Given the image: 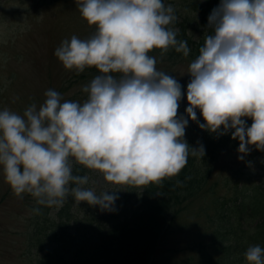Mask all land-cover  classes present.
<instances>
[{
	"label": "clouds",
	"instance_id": "9594fccd",
	"mask_svg": "<svg viewBox=\"0 0 264 264\" xmlns=\"http://www.w3.org/2000/svg\"><path fill=\"white\" fill-rule=\"evenodd\" d=\"M75 4L95 32L64 39L54 55L68 71L94 67L99 74L82 86L83 102L48 89L43 103L22 114L0 110V169L15 196L28 194L56 209L71 197L115 211L120 190L97 194L86 187L89 175L74 174L75 166L99 173L107 185H161L180 173L189 155L205 156L202 144L193 148L185 140L189 119L210 133L231 131L241 161L253 147L264 152V0H220L212 9L211 32L188 69L187 118L178 115L181 84L149 54L158 49L163 57L174 49L188 57L187 41L170 27L174 7L163 0ZM244 257L247 264H264V248L250 245Z\"/></svg>",
	"mask_w": 264,
	"mask_h": 264
},
{
	"label": "trees",
	"instance_id": "16d2710c",
	"mask_svg": "<svg viewBox=\"0 0 264 264\" xmlns=\"http://www.w3.org/2000/svg\"><path fill=\"white\" fill-rule=\"evenodd\" d=\"M173 1L163 0L177 16L170 27L179 29L177 39L187 41L190 53L184 57L169 49L161 57L160 50L154 49L149 54L156 57L158 68L159 64L164 69L179 62L190 64L198 56L211 32L206 27L208 16L220 3ZM98 74L94 67L79 74L74 71L61 90L90 82ZM188 124L185 140L193 148L204 146L203 159L189 155L180 173L165 178L161 185L120 186L115 211L76 204L71 197L59 209L29 204L26 231H12L22 236L25 264H247L244 253L250 245L264 248V181H255L244 171L245 176L241 175L240 169L220 172V157L225 152L234 154L239 147L231 131L218 135L202 130L191 119ZM253 157L249 154L247 159ZM86 173L82 166H75L74 174ZM184 216L188 218L182 222L185 225L177 224ZM182 229L188 235L176 243L172 237Z\"/></svg>",
	"mask_w": 264,
	"mask_h": 264
},
{
	"label": "rangeland",
	"instance_id": "374dc122",
	"mask_svg": "<svg viewBox=\"0 0 264 264\" xmlns=\"http://www.w3.org/2000/svg\"><path fill=\"white\" fill-rule=\"evenodd\" d=\"M178 1L181 0H174L173 3ZM198 1L213 3L220 0ZM94 32L95 27L89 26L81 17L75 0H0V110L8 108L22 114L30 104L39 106L43 103L44 93L48 89L56 90L65 100L83 102L86 93L82 91V86L89 82L61 90L68 85L74 70H66L54 51L64 39L70 40L73 35L86 39ZM189 65L179 62L165 69L162 64H159L160 68L156 65L158 70L173 76L181 84L184 95L178 115L184 116L188 107L187 84L191 79ZM197 115H200L198 119L204 121L199 110ZM250 154L254 156L252 160L247 159L248 154L241 161L238 152L232 155L225 152L220 157V172L226 174L228 169H240L237 171L239 174L245 176L244 171L251 174L255 181H264V152L253 147ZM86 170L90 176L87 186L95 188L97 193L105 188L116 190L120 187L107 185L99 173ZM222 192L227 196L229 194L228 191ZM31 203L36 201L30 195L24 194L23 198H19L13 194L0 169V264H25L21 255L25 250L22 236L12 231H26ZM187 221L188 218L184 216L177 220V224L185 225L182 222ZM187 235V231L182 229L172 238L176 243H181ZM26 261L29 258L26 257Z\"/></svg>",
	"mask_w": 264,
	"mask_h": 264
}]
</instances>
